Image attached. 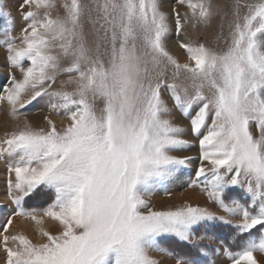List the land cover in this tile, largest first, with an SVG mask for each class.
Masks as SVG:
<instances>
[{
	"label": "snow or ice",
	"instance_id": "snow-or-ice-1",
	"mask_svg": "<svg viewBox=\"0 0 264 264\" xmlns=\"http://www.w3.org/2000/svg\"><path fill=\"white\" fill-rule=\"evenodd\" d=\"M175 4L185 11L173 6L165 12L163 0H63V15L53 17L56 0H21L22 27L13 36L0 0L6 21L0 48L10 70L0 104L14 121L34 102L43 101L48 113L46 127L25 120L0 141L6 196L14 206L0 232L3 264H159L150 252L175 264H215L200 243L208 237L196 232L217 224L232 229L228 243L220 241L231 264H259L264 0H233L229 12L212 0ZM217 16L227 19V47L215 51L193 42L186 29L207 30ZM170 17L191 63H180L166 47ZM60 76L67 79L57 86ZM165 94L192 139L170 118ZM52 117L67 123L57 128ZM196 142L198 154H187ZM181 176L192 177L187 186L199 188L218 211L190 204L155 210L149 198L170 194L169 183ZM41 188L53 194L51 201L26 207ZM13 217L30 221L43 242L6 234ZM162 238L189 245L197 255L170 252ZM237 240L233 251L228 245Z\"/></svg>",
	"mask_w": 264,
	"mask_h": 264
},
{
	"label": "rangeland",
	"instance_id": "rangeland-1",
	"mask_svg": "<svg viewBox=\"0 0 264 264\" xmlns=\"http://www.w3.org/2000/svg\"><path fill=\"white\" fill-rule=\"evenodd\" d=\"M6 7L3 9L4 11H7L10 13V17L13 21L12 25V35L18 36L19 30L22 27V21L20 20L19 13L17 11L18 6L21 2V0H3ZM57 2V8L52 10V16L55 17L57 15H63V9L59 7V5L63 2V0H56ZM214 6H217L221 8L224 12H229L230 5L233 2V0H212ZM248 2H252V0H248ZM176 6L181 13L185 11V9L179 5L175 4V0H163V7L162 10L165 12L170 13L171 7ZM243 11V9H242ZM230 13L227 19H230ZM227 19L224 21H221L220 16L214 17L212 27L205 30V29H198V30H192V29H186V31L189 33L190 37L192 38L193 42L195 43H203L206 47H209L210 49H213L215 51H221L224 48L227 47L228 43V26H227ZM223 22L224 26L223 29H221L220 24ZM170 26L172 27L173 31L170 33L169 39L166 41V47L168 51L177 58V60L180 63H191L187 55L184 53L183 49H180L178 44L176 43V36L174 31V22L172 21L170 17ZM6 27V21L3 16H0V37L3 36V31ZM181 39H184L182 36ZM6 52L3 48H0V90H2V86H4L8 81L9 76V69L6 64ZM14 75L17 77L19 76L18 72H14ZM67 76H60L57 80V86L59 85L61 80H66ZM68 90H71L69 88ZM165 101L167 102L170 109H172V115L171 119L174 123L181 125L186 129V139H192L190 127L188 122L183 118V116L175 110V108L172 105L171 99L165 94L164 96ZM5 106L7 107L6 110L8 111V106L6 104H0V112L1 108ZM96 106L102 107V101H96ZM23 115L19 117V121L16 122L14 125V128L9 126L5 127L3 131H0V141H2L5 138V135L8 133H11L17 129L18 123L22 124L23 121L27 120L26 116L31 115L33 113H37L40 115H43L42 118L39 120V123H37L34 126L39 127H46V125L43 122V117L48 114L45 107L44 102L41 101L39 103L34 102L32 105L26 106L24 109L20 110ZM44 112V113H42ZM10 117V116H8ZM25 118V119H24ZM54 119V122L57 125V128H61L64 126L67 121L62 120L59 117H52ZM22 119V120H21ZM252 133L254 136H258V132L255 129V126L252 127ZM189 155L196 156L198 154V142L193 144V147L191 150L187 153ZM197 165L192 166V177H194V171L195 167ZM192 177L189 176H181L178 179H175L174 181H171L169 183V193L170 194H164L162 191H158L153 196L149 198V202L151 206L155 210H167V209H174L176 207H180L182 205L190 204L192 206H200V207H206L212 211H218L213 204L208 202L207 196L200 191L199 188H189L187 185ZM6 168L3 161H0V232H2V225L5 223V219L8 215H10L11 211L13 210L14 206L11 204V202L7 199L6 196ZM192 193L193 198L185 197L184 195ZM236 194H242L241 190L237 189ZM53 198V194L50 191H46L43 188L39 189L32 197L28 198L26 201L25 206L26 207H44L46 206L51 199ZM218 214H222L219 213ZM19 223V224H18ZM46 228H48L53 233L56 232V229L52 226L51 223H47L45 225ZM11 228V230H10ZM9 232L6 233L8 235L15 234V233H22L26 235L29 239H31L34 243H42V239L36 235L34 231V226L30 221L24 220L21 217H13V224L10 226ZM232 229H230L228 226L224 225H214L209 226L206 229H198L196 232V235L204 234L206 239L200 241L203 248H205L211 255L208 257V259H211L215 262V264H231V261L224 255L222 251V246L220 244V241L223 240L225 243H228V237L231 234ZM255 230H253V236H257ZM247 237L241 238L246 239ZM0 239H2V236H0ZM160 244L162 247L168 249V251L173 253H180L184 254L187 253L192 256H196V252L194 249H191L189 245L182 244L179 241H176L174 238H162L160 241ZM240 244V240H237L234 244H229L228 246L233 250H238ZM221 249L219 253H217L215 250ZM149 255L157 260L159 264H175V261L168 256L161 255L156 252H150ZM256 258L259 262V264H264V255L260 253H256ZM5 259V254L3 251H0V264H3V261ZM201 260H205V257H199Z\"/></svg>",
	"mask_w": 264,
	"mask_h": 264
},
{
	"label": "bare ground",
	"instance_id": "bare-ground-1",
	"mask_svg": "<svg viewBox=\"0 0 264 264\" xmlns=\"http://www.w3.org/2000/svg\"><path fill=\"white\" fill-rule=\"evenodd\" d=\"M6 108L7 107H5V106H3L1 108V112H0V131H3L5 127H8V125L14 128V125L16 124V122H18V121L12 120L11 117H8V114H7L8 111L6 110ZM37 113L35 112V113L31 114V115L26 116L27 121L30 122L33 126L36 125L37 123H39V120L43 116V115H40V113L39 114H37ZM42 113H44V112H42ZM184 196L185 197H189V198H193L194 197L192 193H188V194H186ZM10 230H11V228H10Z\"/></svg>",
	"mask_w": 264,
	"mask_h": 264
}]
</instances>
